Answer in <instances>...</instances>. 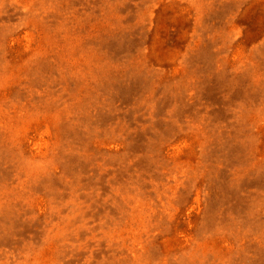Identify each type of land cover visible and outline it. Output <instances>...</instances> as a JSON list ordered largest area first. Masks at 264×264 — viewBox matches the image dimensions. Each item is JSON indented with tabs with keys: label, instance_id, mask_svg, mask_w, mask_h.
Returning a JSON list of instances; mask_svg holds the SVG:
<instances>
[{
	"label": "rangeland",
	"instance_id": "obj_1",
	"mask_svg": "<svg viewBox=\"0 0 264 264\" xmlns=\"http://www.w3.org/2000/svg\"><path fill=\"white\" fill-rule=\"evenodd\" d=\"M0 264H264V0H0Z\"/></svg>",
	"mask_w": 264,
	"mask_h": 264
}]
</instances>
